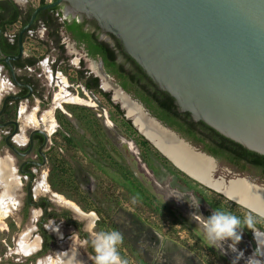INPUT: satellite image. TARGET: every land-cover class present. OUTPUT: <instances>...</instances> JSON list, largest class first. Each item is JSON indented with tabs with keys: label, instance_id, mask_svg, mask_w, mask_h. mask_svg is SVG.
Here are the masks:
<instances>
[{
	"label": "rangeland",
	"instance_id": "rangeland-1",
	"mask_svg": "<svg viewBox=\"0 0 264 264\" xmlns=\"http://www.w3.org/2000/svg\"><path fill=\"white\" fill-rule=\"evenodd\" d=\"M33 3L37 5L38 0ZM27 50L45 55L37 67V75L47 82L53 99L46 106L35 101L23 103L22 130L26 135L34 128L48 131L49 163L42 178H46L47 189L50 187L55 201L64 210L75 209L82 215L76 219L83 223V230L91 239L95 232L117 228L124 236L119 252L129 264H138L131 256V249L146 264H231L236 254L227 245L225 250L219 245L213 247L204 238V217L221 210L241 219L251 216L254 220L255 227L245 228L237 245L238 252L244 253L239 264H245L258 247L253 231L256 237L264 236L263 217L182 172L152 143V148L141 147L138 136L126 131L111 105L103 110L97 95L71 89L68 78L72 76L73 63L74 70L80 66L83 58L80 49H74V55L68 53L66 68L70 70L66 74L52 73L54 53H46L34 40L27 41ZM86 64L90 69L89 63ZM10 88L14 89L7 75L1 73L0 103ZM121 98L115 97L113 102L125 114V107L134 114L135 108ZM188 143L202 152L197 145ZM212 173L224 186L235 180H249L246 184L264 190V176L251 167L241 171L217 159ZM38 183L43 184V180ZM133 196L138 197L135 205L131 203ZM6 212L0 219V264H43L48 256L54 257L55 252L70 247L78 250L82 264H95L83 238L60 219L47 223L48 231L55 237L54 245L45 255L28 262L40 248L36 227L33 223L21 226L14 214ZM193 213L200 219L195 216L191 219ZM55 225L59 226V234L53 232Z\"/></svg>",
	"mask_w": 264,
	"mask_h": 264
},
{
	"label": "water",
	"instance_id": "water-1",
	"mask_svg": "<svg viewBox=\"0 0 264 264\" xmlns=\"http://www.w3.org/2000/svg\"><path fill=\"white\" fill-rule=\"evenodd\" d=\"M63 4L67 15L92 20L114 36L156 88L174 99L179 112L264 157V0H56L36 8L20 30L18 54L0 59L15 84L24 85L18 82L12 62L24 54L26 32L42 11ZM1 34L0 29V38ZM126 101L136 110L133 114L125 107L126 117L180 170L264 218V213L226 194L230 185L212 176L216 159L195 150L143 106ZM6 105L7 99L0 115ZM10 123L18 129L17 122L6 125ZM9 139L10 148L23 155ZM188 153L212 169L209 179L221 183V191L181 166Z\"/></svg>",
	"mask_w": 264,
	"mask_h": 264
},
{
	"label": "flooded vegetation",
	"instance_id": "flooded-vegetation-1",
	"mask_svg": "<svg viewBox=\"0 0 264 264\" xmlns=\"http://www.w3.org/2000/svg\"><path fill=\"white\" fill-rule=\"evenodd\" d=\"M3 1L5 2L2 3L3 9L1 12L4 15V21L7 20L9 24L6 25L7 29L4 31L1 29L3 20L0 21L2 31L0 38L2 54L0 53V59L4 56H16L18 54L20 30L29 23L36 8L56 0H38L37 5L33 3L34 0H22V2L17 0ZM66 8L67 4H63L42 11L32 27L26 32L24 36V54L20 60L12 62L17 80L24 84L23 86L15 84L10 69L0 63V75L1 73L7 75L11 86L16 89L14 91L10 88L8 92H5L0 103L1 112L4 101L7 99V105L0 115V206L5 207L10 214H14L21 226H25L26 223L29 225L33 223V226L36 227L41 239L40 248L32 258L28 259V262L45 255L54 245L55 237L48 231L47 223L57 219L63 220L78 232L85 241L88 255L92 256L94 261L95 253L89 234L83 230V223L76 219V217H80L78 216L80 213L75 209L64 210L55 201V196L51 193L50 187L47 189L46 178H42L44 168L49 163L47 146L50 142V135L48 131L45 128H34L29 135H26L22 130L20 120L22 104L35 101L40 106H46L53 99V92L48 88L47 82L37 75V67L46 57L45 55L28 53L27 41L34 40L40 45V49H44L46 53H54L55 59L52 61L51 66L52 73L60 71L62 74H66V71L70 70L66 68L69 61L68 53L71 52V56L74 55V49H80L83 56L80 66L74 70L73 63L72 76L70 80L68 78V81L71 82V89L76 92L78 91L76 88H78L85 95H97L99 98L96 100L103 110L107 105L108 107L111 105L110 103L114 101L115 97L118 100L123 97V100L129 99L134 107L135 105L143 106L151 116L157 118L148 109L146 103L124 88L119 77L110 71L104 57L91 54L90 49H93L95 44L94 49H105L104 46H102L103 48L100 46L105 44L108 46L106 49H115V63L117 65H122L127 73L140 74L137 66L123 52L118 40L111 34L102 31L97 23L92 20L67 15ZM77 25L81 26L79 31L74 30ZM15 27H19V29ZM82 35L86 36V40L82 39ZM86 62L89 63L90 69L87 68ZM61 68L65 69L61 70ZM95 79H98V82ZM142 80L145 83L148 82V78H142ZM27 85L31 87L32 91ZM100 99H102L101 102ZM8 122H17L18 129L13 123L6 125ZM163 123L171 128L165 122ZM136 130L138 131L137 128ZM176 133L185 141L196 145L180 133ZM9 137V142L23 155L15 153L10 148L6 142ZM197 146L200 151L206 153L202 145ZM206 154L216 160L218 159L208 153ZM40 179L43 180V184L38 183ZM14 201L15 203H12Z\"/></svg>",
	"mask_w": 264,
	"mask_h": 264
},
{
	"label": "trees",
	"instance_id": "trees-1",
	"mask_svg": "<svg viewBox=\"0 0 264 264\" xmlns=\"http://www.w3.org/2000/svg\"><path fill=\"white\" fill-rule=\"evenodd\" d=\"M2 2L0 1V21L3 20L4 15L1 10ZM80 25L74 27V30L79 31ZM82 39L86 40V36L82 35ZM96 44L94 45V47ZM105 49H90L91 54L100 55L105 58L106 63L109 66L110 71L117 75L122 82L124 88L128 89L136 95L142 102L147 104L148 109L158 119L165 122L173 130L180 133L183 137L196 145H202L203 150L220 159L226 161L229 165L237 167L243 171L248 167L261 171L264 176V157L256 153L250 152L243 148L241 145L234 143L233 141L223 137L207 125L202 122L196 123L188 113H181L174 104V99L168 94L159 91L153 82L143 73L142 69L128 57L138 68V73H127L122 65L115 63L116 52L115 49L109 48L107 45ZM103 48V47H102ZM17 50V49H16ZM142 78H148V82H144ZM98 82V79H95ZM111 106L122 120V126L126 128V131L137 135V141L139 145L144 148H152L151 143L145 139L134 127L131 120L127 119L123 110H121L118 104L111 101ZM68 142L72 141L68 137H64ZM114 230L117 228L114 227ZM126 247H128L126 245ZM131 256L138 262V264H146L141 256H139L134 250H130Z\"/></svg>",
	"mask_w": 264,
	"mask_h": 264
},
{
	"label": "clouds",
	"instance_id": "clouds-1",
	"mask_svg": "<svg viewBox=\"0 0 264 264\" xmlns=\"http://www.w3.org/2000/svg\"><path fill=\"white\" fill-rule=\"evenodd\" d=\"M138 202V197L133 196L131 203L135 205ZM195 213L191 215V219ZM197 220L200 216H195ZM204 238L213 247L221 246L235 255L231 264H239V261L244 257L242 251L238 252L237 245L242 240L243 230L253 229L254 220L251 216H245L243 219L232 214L231 212L214 210L207 218L204 217ZM59 234L60 229L55 225L54 231ZM255 239L256 232L253 231ZM62 238V236H61ZM124 236L118 230L99 231L93 234L91 245L95 253V264H129L128 260L123 258L119 252V246L123 244ZM230 242V243H229ZM256 251L247 258L245 264H264V256L261 253L259 242ZM225 254H227L225 252ZM43 264H82L78 250L69 248L66 251L55 252V256H48Z\"/></svg>",
	"mask_w": 264,
	"mask_h": 264
},
{
	"label": "bare ground",
	"instance_id": "bare-ground-1",
	"mask_svg": "<svg viewBox=\"0 0 264 264\" xmlns=\"http://www.w3.org/2000/svg\"><path fill=\"white\" fill-rule=\"evenodd\" d=\"M74 99H70V100L73 101ZM34 121L36 120L34 119ZM183 158L184 160H181L180 164L182 167L186 168V170L189 173L203 179L207 184H210L216 190L219 191L222 190L221 183L210 181L209 174L212 171V169L209 166L205 165L204 160L195 157L190 153L185 154ZM224 190L226 194L232 199L244 205H247L248 207L255 209L261 213H264V191L262 189L248 184H244L242 182H235V183L232 182L230 186H228ZM6 213H7L6 210L3 209L2 206H0V219L4 218L6 216ZM256 238L257 241L259 242L261 253L264 254V236L260 235L257 236Z\"/></svg>",
	"mask_w": 264,
	"mask_h": 264
},
{
	"label": "crops",
	"instance_id": "crops-1",
	"mask_svg": "<svg viewBox=\"0 0 264 264\" xmlns=\"http://www.w3.org/2000/svg\"><path fill=\"white\" fill-rule=\"evenodd\" d=\"M2 3L5 2L3 0H0ZM18 2H22V0H17ZM3 27H1V29H3L4 31H6V25L9 24L7 20L3 21Z\"/></svg>",
	"mask_w": 264,
	"mask_h": 264
}]
</instances>
